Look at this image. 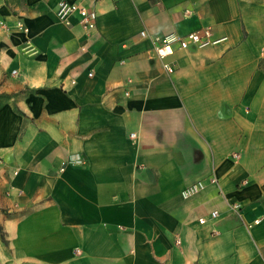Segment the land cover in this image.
Returning a JSON list of instances; mask_svg holds the SVG:
<instances>
[{
  "label": "crops",
  "instance_id": "0c3cea01",
  "mask_svg": "<svg viewBox=\"0 0 264 264\" xmlns=\"http://www.w3.org/2000/svg\"><path fill=\"white\" fill-rule=\"evenodd\" d=\"M58 2L0 0V264H264V0Z\"/></svg>",
  "mask_w": 264,
  "mask_h": 264
},
{
  "label": "built area",
  "instance_id": "2783aa9c",
  "mask_svg": "<svg viewBox=\"0 0 264 264\" xmlns=\"http://www.w3.org/2000/svg\"><path fill=\"white\" fill-rule=\"evenodd\" d=\"M55 15L58 21L67 22L73 15H77L80 25L84 29H94L96 26L97 14L92 7H88L84 4V0H59ZM0 27L6 28L4 23L0 21ZM15 28L19 31L25 32L26 27L21 22L15 24ZM141 37L147 39L151 44L155 57L162 61V69L167 73L174 71V65L166 62L165 59L172 56L175 49L186 50L188 48L203 49L216 45L225 40V37L212 38L209 29H204L200 32H191L189 34L180 36L177 34L167 35H148L146 31L140 32ZM91 75V74H89ZM0 160V166H2ZM216 180L214 177L210 179V183L215 184ZM205 188V184L202 181H197L190 184L182 191L183 199H189L196 196ZM231 210L236 214H240V206L238 204H232ZM217 215L216 211L210 213L211 218H215ZM198 222L203 224L204 219H199Z\"/></svg>",
  "mask_w": 264,
  "mask_h": 264
},
{
  "label": "rangeland",
  "instance_id": "374dc122",
  "mask_svg": "<svg viewBox=\"0 0 264 264\" xmlns=\"http://www.w3.org/2000/svg\"><path fill=\"white\" fill-rule=\"evenodd\" d=\"M189 186V185H188ZM188 186H186V187H188Z\"/></svg>",
  "mask_w": 264,
  "mask_h": 264
}]
</instances>
